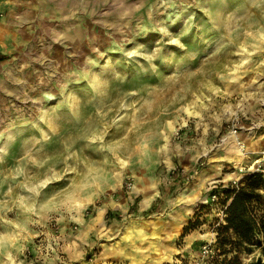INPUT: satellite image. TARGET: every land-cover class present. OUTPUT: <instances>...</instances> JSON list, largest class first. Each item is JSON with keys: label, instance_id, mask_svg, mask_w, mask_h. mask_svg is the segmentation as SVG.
<instances>
[{"label": "rangeland", "instance_id": "rangeland-1", "mask_svg": "<svg viewBox=\"0 0 264 264\" xmlns=\"http://www.w3.org/2000/svg\"><path fill=\"white\" fill-rule=\"evenodd\" d=\"M0 1V264H206L217 206L184 225L264 167V0Z\"/></svg>", "mask_w": 264, "mask_h": 264}, {"label": "trees", "instance_id": "trees-1", "mask_svg": "<svg viewBox=\"0 0 264 264\" xmlns=\"http://www.w3.org/2000/svg\"><path fill=\"white\" fill-rule=\"evenodd\" d=\"M213 192L219 194V204L226 205V215L206 264H243V255L251 254L255 247L260 248V256L248 264H264V167L248 171L238 186L220 185ZM211 204L201 205L195 217L184 225L180 238L204 223ZM150 212L151 209L147 211Z\"/></svg>", "mask_w": 264, "mask_h": 264}, {"label": "built area", "instance_id": "built-area-1", "mask_svg": "<svg viewBox=\"0 0 264 264\" xmlns=\"http://www.w3.org/2000/svg\"><path fill=\"white\" fill-rule=\"evenodd\" d=\"M0 20H1V16H0ZM243 148V145H242ZM257 170H260L259 168H257ZM239 181L240 179L234 180L233 181V185L234 186H238L239 185ZM217 188V186H214L211 191L213 189ZM220 201V196L217 192H213L210 193L209 196L207 197V199L205 200V204L206 203H213L217 206V211H218V217L216 219V221H214L212 223V232H211V238L210 240L207 241L206 244L203 245L202 247V254H203V258L208 257L211 253H212V245L214 244L216 237H217V230L218 228L222 225L225 224V209H226V205H220L219 204ZM198 264H205V262H201Z\"/></svg>", "mask_w": 264, "mask_h": 264}, {"label": "crops", "instance_id": "crops-1", "mask_svg": "<svg viewBox=\"0 0 264 264\" xmlns=\"http://www.w3.org/2000/svg\"><path fill=\"white\" fill-rule=\"evenodd\" d=\"M0 7H1V1H0ZM9 24L7 23V21H5L3 18H2V20H0V40H1V38L3 37V35H4V32L6 31V27L8 26ZM154 183V181H149L148 182V187L150 188V189H152V191H151V194H149V196L145 199L146 200V202H147V204L149 203V202H151L152 200L154 201V200H156V198L159 196V191H160V189H159V187L157 186L158 184H153ZM214 186H217V185H211V187H209V189H212V187H214ZM199 190H200V188H199ZM148 195V194H147ZM152 201V202H153ZM150 204V203H149ZM59 261H61L62 263L61 264H69V263H67V262H65V260H59Z\"/></svg>", "mask_w": 264, "mask_h": 264}]
</instances>
